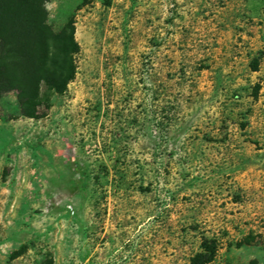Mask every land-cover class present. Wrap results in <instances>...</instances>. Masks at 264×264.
Returning a JSON list of instances; mask_svg holds the SVG:
<instances>
[{
  "label": "rangeland",
  "instance_id": "obj_1",
  "mask_svg": "<svg viewBox=\"0 0 264 264\" xmlns=\"http://www.w3.org/2000/svg\"><path fill=\"white\" fill-rule=\"evenodd\" d=\"M45 8L75 74L35 118L0 97V264H190L201 234L264 264V0Z\"/></svg>",
  "mask_w": 264,
  "mask_h": 264
},
{
  "label": "trees",
  "instance_id": "obj_2",
  "mask_svg": "<svg viewBox=\"0 0 264 264\" xmlns=\"http://www.w3.org/2000/svg\"><path fill=\"white\" fill-rule=\"evenodd\" d=\"M47 1L0 0V97L14 92L18 114L29 118L49 107L41 86L55 94L65 92L79 51L73 16L54 29L47 21ZM111 168L116 170L114 164ZM199 239L188 256L190 264L211 262L220 247L216 235L201 234Z\"/></svg>",
  "mask_w": 264,
  "mask_h": 264
}]
</instances>
